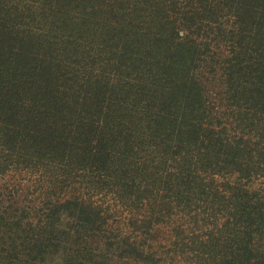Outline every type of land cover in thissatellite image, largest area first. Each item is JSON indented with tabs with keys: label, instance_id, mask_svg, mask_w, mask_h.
Returning a JSON list of instances; mask_svg holds the SVG:
<instances>
[{
	"label": "trees",
	"instance_id": "obj_1",
	"mask_svg": "<svg viewBox=\"0 0 264 264\" xmlns=\"http://www.w3.org/2000/svg\"><path fill=\"white\" fill-rule=\"evenodd\" d=\"M0 264H264V0H0Z\"/></svg>",
	"mask_w": 264,
	"mask_h": 264
}]
</instances>
